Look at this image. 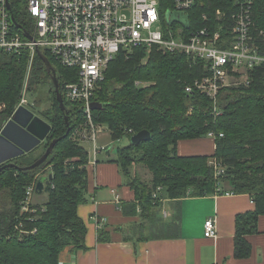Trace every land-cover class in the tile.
<instances>
[{"label": "trees", "instance_id": "1", "mask_svg": "<svg viewBox=\"0 0 264 264\" xmlns=\"http://www.w3.org/2000/svg\"><path fill=\"white\" fill-rule=\"evenodd\" d=\"M235 2L199 0L189 13L190 22L193 27L209 21L216 25V10H231ZM171 4L172 0H161L163 13ZM12 5L17 7L13 6L15 17L25 25L24 2L13 0ZM252 8L253 33L264 42V0H253ZM206 12L210 15L207 22L203 19ZM44 54L57 70L63 93L64 84L76 81L78 74L75 69L56 63L49 52ZM145 57L146 50L139 48L128 58L119 54L110 63L94 98L103 104L94 111L95 120L109 128L113 140L131 138L142 130L151 133L147 141L119 147L112 160L119 165L126 183L135 193L136 203L124 204L123 211L137 215L140 208L141 217L151 220L157 213L155 209L161 207L162 199L175 201L177 207L173 226L170 223L153 226L154 231L146 235L147 224L143 222L137 226L138 233L132 231L126 238L135 241L145 237L178 236L181 199L214 193L218 182L226 180L233 192L247 193L254 198L255 209L236 217L235 257H249L252 245L248 236L258 233L259 216L264 214V64L252 71L250 83L221 89L219 109L222 113L215 116L209 97L198 90L186 91L188 85L205 75L203 63L193 64L184 53H163L157 48L146 62ZM28 64L26 55L0 53V132L21 100ZM137 80L151 84L138 86ZM47 84L51 86L52 105L40 116L51 124V133L40 146L13 159L14 166L5 167L0 173V264H61V254L66 248H86L88 228L78 208L88 199L90 154L72 136L84 121L83 112L81 105L65 100L68 125L67 113L60 107L51 74L37 54L28 90L38 92ZM36 102L35 106H39L41 98ZM190 109L192 114L188 113ZM69 127L71 131L67 134ZM211 130L224 134L215 140L213 154L179 153V141L202 138ZM60 137L43 164L23 169L33 164L53 139ZM40 148L44 151L36 154ZM212 157L224 166L223 176L216 177L214 167L209 164ZM134 163L147 166L152 178L146 181L133 176ZM48 167L51 169L44 174L43 170ZM38 178L45 180L43 194L47 197L41 203H30L26 210L27 189L38 182ZM36 194L43 195L35 191L32 201ZM108 239L105 230H100L99 240Z\"/></svg>", "mask_w": 264, "mask_h": 264}, {"label": "built area", "instance_id": "2", "mask_svg": "<svg viewBox=\"0 0 264 264\" xmlns=\"http://www.w3.org/2000/svg\"><path fill=\"white\" fill-rule=\"evenodd\" d=\"M21 1L27 20L25 26L15 17L21 26L18 27L12 19L13 6L17 9L12 5L13 0H0V53L26 55L29 60L21 100L15 111L20 106L31 110L35 107L27 95L38 50L49 52L59 65L75 69L78 77L64 84L63 95L67 102L81 105L84 121L72 136L81 143L91 142L89 163L95 164L104 148L98 143L103 125L95 120L92 102L110 63L119 54L128 58L135 49L143 48L149 56L157 48L163 53H184L193 64L202 62L205 75L188 85L186 91L198 90L209 97L215 116L222 113L221 89L250 83L252 71L264 64V42L252 30L253 0H236L233 9L216 10V25L209 21L196 27L191 25L189 13L199 0H172L166 13L161 9V0ZM209 18L208 13L203 14L206 22ZM136 84L145 86L141 80ZM192 112L190 109L188 113ZM207 136L216 140L224 134L211 130ZM209 164L214 167L217 178L224 175L225 168L217 158L212 157ZM36 185L34 182L27 189L26 210L33 202ZM220 190L218 187L217 191ZM157 196L155 193L154 197ZM94 219L97 227L104 225V219ZM204 227L206 237L217 235L214 218L206 220Z\"/></svg>", "mask_w": 264, "mask_h": 264}, {"label": "crops", "instance_id": "3", "mask_svg": "<svg viewBox=\"0 0 264 264\" xmlns=\"http://www.w3.org/2000/svg\"><path fill=\"white\" fill-rule=\"evenodd\" d=\"M215 149L216 141L209 136L181 140L178 145L182 155H210ZM116 156L107 149L99 152L95 164H88V199L78 208L88 228L86 248H66L61 254V264H264V214L259 216L258 233L248 236L251 255L235 257L236 217L254 210L255 202L247 193L233 192L226 180L220 182V191L181 199L178 236L128 240L127 235L132 231L138 233L137 226L143 222L147 224L146 235L154 231L153 226L172 225L177 206L171 199H162L161 207L156 208L157 213L151 217L153 222L141 217L140 208L137 215L126 214L123 205L136 203L135 193L126 183L119 165L112 161ZM132 171L136 173V164ZM37 198L44 201L46 196ZM95 217L105 220L101 228L97 227ZM209 218L217 223L215 237L204 234ZM100 230H105L108 240H99Z\"/></svg>", "mask_w": 264, "mask_h": 264}, {"label": "water", "instance_id": "4", "mask_svg": "<svg viewBox=\"0 0 264 264\" xmlns=\"http://www.w3.org/2000/svg\"><path fill=\"white\" fill-rule=\"evenodd\" d=\"M8 7L11 9V5L8 2ZM14 23L21 27L17 22L15 16H12ZM29 35V34H27ZM38 55L45 62L48 72L51 74V78L55 87L56 97L63 111L67 113L66 121L69 125V115L67 111V105L64 100L63 93L61 91V83L57 77V70L54 67L52 61L47 55L38 50ZM103 107V104L97 101L92 102V109L99 110ZM51 124L43 119L40 115H37L33 110L20 106L12 115V117L4 124L0 132V173L5 167L14 166L13 159L31 152L40 146L51 133ZM71 131L69 127L67 134ZM62 137L55 138L47 147L46 151L30 166L23 169L35 168L43 164L51 155L56 144ZM151 138V133L148 130H142L135 133L131 137V142L138 144L142 141H147ZM45 190V180L39 179L36 185V191L39 194H43Z\"/></svg>", "mask_w": 264, "mask_h": 264}, {"label": "rangeland", "instance_id": "5", "mask_svg": "<svg viewBox=\"0 0 264 264\" xmlns=\"http://www.w3.org/2000/svg\"><path fill=\"white\" fill-rule=\"evenodd\" d=\"M148 58H149V56H147V54H146V57L143 59L144 62H146L148 60ZM141 81H143L145 83V86L151 84L150 81H144V80H141ZM27 96H28V98H29V100L31 102L35 103V105H37L36 101L38 100V98H41L40 105L39 106H35L33 108V110L35 111V113L37 115H41V113L44 110L48 109L52 105V91H51V86H49V84L41 86L38 89V92L37 91L36 92L29 91ZM130 139H131L130 137L124 136L120 140H113L112 137H111V132H110L109 128L106 125H104V124H103V130L98 134V143H99V145L101 147L102 146L104 147L101 150V152H104V150L106 151L108 148H110L113 154H117V150H118L119 147H123V146L129 145L130 142H131ZM81 144L88 151H92L93 146H92L91 142L86 141V142H82ZM105 148H107V149H105ZM43 151H44V149L40 148L36 152V154H39L40 152H43ZM135 164H136V173L133 174L132 168H133V166ZM48 169H51V167H48V168L44 169L43 172L47 173ZM149 172L150 171H149L148 167L145 166L142 163H134L131 166L132 175L133 176H138L142 180H146L147 181V180H150L152 178V174L150 175ZM45 196L47 197L46 193L43 196L36 195V198L34 199L33 202L36 203V204L41 203L40 201H42V200H40L37 197H45Z\"/></svg>", "mask_w": 264, "mask_h": 264}, {"label": "bare ground", "instance_id": "6", "mask_svg": "<svg viewBox=\"0 0 264 264\" xmlns=\"http://www.w3.org/2000/svg\"><path fill=\"white\" fill-rule=\"evenodd\" d=\"M222 9V8H221ZM226 10V9H225ZM207 13V12H206ZM209 13V12H208ZM213 18V17H212ZM211 22V21H210ZM214 22V20H213ZM192 25V24H191ZM252 29H253V26H252ZM169 53H173V52H169ZM199 63V62H198ZM202 63V62H201ZM204 68V67H203ZM79 126V125H78ZM79 142V141H78ZM49 146V145H48ZM112 147V146H111ZM39 179V178H38ZM46 184V183H45ZM28 186V185H27ZM37 195V194H36ZM26 196V195H25ZM33 203V202H32ZM24 204V203H23Z\"/></svg>", "mask_w": 264, "mask_h": 264}]
</instances>
